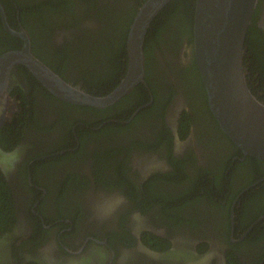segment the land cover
<instances>
[{
    "label": "flooded vegetation",
    "instance_id": "af4514ba",
    "mask_svg": "<svg viewBox=\"0 0 264 264\" xmlns=\"http://www.w3.org/2000/svg\"><path fill=\"white\" fill-rule=\"evenodd\" d=\"M134 5L0 0V56L21 49L23 33L33 55L87 91L82 78L120 73L107 54ZM248 36L264 50V0ZM181 44L152 45L146 84L97 112L57 99L22 65L10 70L0 153L21 156L14 167L0 159V264H205L206 253L208 264H264V161L231 147ZM246 64L250 90L264 96L258 63Z\"/></svg>",
    "mask_w": 264,
    "mask_h": 264
},
{
    "label": "water",
    "instance_id": "95a60500",
    "mask_svg": "<svg viewBox=\"0 0 264 264\" xmlns=\"http://www.w3.org/2000/svg\"><path fill=\"white\" fill-rule=\"evenodd\" d=\"M170 1L144 0L138 7L126 39L125 76L109 92L94 95L63 80L33 55L22 33V48L0 56V94L7 86L10 70L22 65L61 101L96 109L116 103L138 83L146 84L145 37L158 12ZM257 3L258 0H195L192 54L209 110L221 131L243 156L264 161V98L250 90L246 69V38Z\"/></svg>",
    "mask_w": 264,
    "mask_h": 264
},
{
    "label": "trees",
    "instance_id": "16d2710c",
    "mask_svg": "<svg viewBox=\"0 0 264 264\" xmlns=\"http://www.w3.org/2000/svg\"><path fill=\"white\" fill-rule=\"evenodd\" d=\"M194 3L195 0H171L167 5H165L156 15L154 20L152 21L150 28L148 29V32L145 37L144 42V55H145V66H146V76L145 79L147 81L148 78H150V71L152 70L153 66L157 64L158 60L156 59V52H152V45L157 44V50L161 45L167 46L169 48V45L171 46V49L175 48L177 45L181 46V43H184L186 45H189L192 49V43H193V15H194ZM141 5V2L139 0H135V5L133 8V11L131 12V17L128 19V23L121 25L119 29V35H117L114 39V44L117 45V50L114 55L107 54L108 60L113 62V66L116 70H118L120 73L113 74V76H110L109 78L106 77V80H102L101 83L97 81V79L94 76H90L89 79L82 78L80 81L83 82V85L88 87L87 91H93L92 89H96V94L99 95L104 87H107L111 90V88H114L119 81V77L125 73V70L127 68V53H126V39L128 34V28L129 24L132 22L133 13L135 10L138 9V7ZM118 42V43H117ZM176 42V44H174ZM250 37L248 36L246 38V45L249 47L247 51L246 59L248 63L250 62H257L258 67L257 71L260 73V76L262 80H264V50L262 47L256 46L252 43H250ZM113 44V42H112ZM34 50V49H33ZM58 51H61V49H58ZM250 53V56L248 55ZM191 65L196 69L197 76L194 74L196 78H198L199 72L196 68L195 61L193 54L191 52ZM77 57V56H76ZM80 56L77 57V63L80 64L84 60L83 58L78 59ZM71 60V58H64L63 61L68 62ZM255 66L256 64L253 63ZM30 77L32 78L33 75L29 73ZM113 78V79H112ZM69 82V81H68ZM199 84L200 81H199ZM140 85L136 87L139 88ZM203 90V89H202ZM144 94L148 95L147 92H143ZM264 98V96H262ZM145 102V101H142ZM79 108L93 110V111H100L93 107H87V106H77ZM154 105H148L147 107L143 108V113H151L153 110ZM7 126V125H6ZM111 126V125H110ZM110 126L108 128H110ZM8 131V130H7ZM0 138H7L3 135V133L0 132ZM228 140V138H227ZM231 147L239 152V149L228 140ZM249 159L250 162L258 163L260 160L253 159L251 157H247V160ZM237 162V161H236ZM239 162L235 163L238 164ZM255 181V179L252 178L248 183H251ZM6 186L4 185L3 181L0 179V222L2 221L1 218L3 216V211L6 209L5 205L8 204L6 201V197L4 196L6 194ZM5 193V194H4ZM233 197L230 198V200Z\"/></svg>",
    "mask_w": 264,
    "mask_h": 264
},
{
    "label": "clouds",
    "instance_id": "9594fccd",
    "mask_svg": "<svg viewBox=\"0 0 264 264\" xmlns=\"http://www.w3.org/2000/svg\"><path fill=\"white\" fill-rule=\"evenodd\" d=\"M21 156V151L19 148L13 149L7 152L0 153V159L6 160L10 167H14L16 163L19 162ZM212 253H206L203 257L205 264L212 259Z\"/></svg>",
    "mask_w": 264,
    "mask_h": 264
},
{
    "label": "rangeland",
    "instance_id": "374dc122",
    "mask_svg": "<svg viewBox=\"0 0 264 264\" xmlns=\"http://www.w3.org/2000/svg\"><path fill=\"white\" fill-rule=\"evenodd\" d=\"M183 56L186 57L187 56V53H186V50L183 51ZM182 60V59H181Z\"/></svg>",
    "mask_w": 264,
    "mask_h": 264
}]
</instances>
